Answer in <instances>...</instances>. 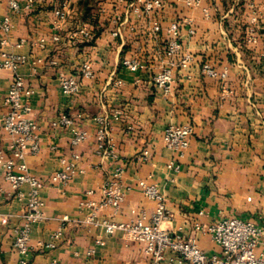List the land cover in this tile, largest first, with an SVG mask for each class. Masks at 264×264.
I'll use <instances>...</instances> for the list:
<instances>
[{
	"label": "crops",
	"instance_id": "obj_1",
	"mask_svg": "<svg viewBox=\"0 0 264 264\" xmlns=\"http://www.w3.org/2000/svg\"><path fill=\"white\" fill-rule=\"evenodd\" d=\"M16 1L17 12L9 9L8 0H0V19L8 17L12 25L8 35L0 30V42L8 41L0 50L30 62L15 71L0 70V120L9 110L4 97L16 74L32 91L30 118L38 126L40 151L24 158L27 174L46 181L60 170L61 158L80 156L68 184L47 183L40 192L44 220L31 229L26 258L32 264H150L144 245L126 233L84 222L90 214L85 204L101 200L103 183L117 169L122 170L124 201L117 210H102L99 222L129 223L140 210L151 213L155 203L139 189L142 180L164 196L169 219L162 226L172 236L195 239L205 254L220 255L221 248L195 232L193 223L234 217L260 226L259 248L264 247V0H203L199 8L166 0L158 14L141 20L119 0H94L88 15L83 0H33L29 9L28 0ZM61 7L68 16L59 22L54 11ZM114 19L123 21L120 37L111 35ZM184 20L195 30L191 37L187 26L181 31L182 52L192 62L188 69L174 67L165 95L153 77L171 63L165 54L167 27ZM153 21L161 25L159 33H152ZM250 27L257 29L255 44L247 41ZM82 28L91 31L90 39L75 34ZM124 59H138L144 69L130 71L122 67ZM204 62L225 70V80L203 77ZM84 63L93 78L81 75ZM60 75L76 77L80 92L64 95ZM115 111L121 117L109 124L114 157H106L96 149L94 117ZM62 113L87 133L75 148L69 144L70 129L51 126ZM169 125L193 129L182 156L163 144ZM12 139L0 125V152L7 157ZM28 193L26 185L14 190L0 167V264L21 259L13 247L14 230L23 223ZM62 224L63 234L54 240ZM49 242L56 247L39 251Z\"/></svg>",
	"mask_w": 264,
	"mask_h": 264
},
{
	"label": "built area",
	"instance_id": "obj_2",
	"mask_svg": "<svg viewBox=\"0 0 264 264\" xmlns=\"http://www.w3.org/2000/svg\"><path fill=\"white\" fill-rule=\"evenodd\" d=\"M119 2L124 4L126 9L136 19L141 20L158 14L165 5L166 0H119ZM202 2L203 0H183L184 5L188 8H199ZM33 4V0H28L26 7L29 9ZM8 6L12 11L17 12L19 10L16 0H8ZM251 7H253V4H251ZM204 15H208L206 10H204ZM54 16L59 22H62L66 20L68 13L61 7L54 11ZM112 24L111 35L120 37V27L123 21L114 19ZM186 26L188 27V35L190 37L193 36L195 30L190 20L172 22L166 29L168 38L165 44V54L171 59V63L163 67L153 77L155 88L165 95L171 89L174 67L179 70L188 69L192 62L191 55L182 52L181 31ZM151 27L152 33L156 34L161 31V25L158 22L153 21ZM11 29L12 25L8 17L0 19L1 31L8 35ZM75 34L81 35L84 39L92 37L91 31L86 28L80 29ZM257 38V29L250 27L247 41L255 44L257 43ZM52 40L53 42H58L60 38L58 35H54ZM7 42V39L2 40L0 48H4ZM22 43L23 41L19 45ZM44 43V39L39 40L40 48L44 47ZM29 62V59L24 56L13 55L3 49L0 50V70L15 71L19 65ZM35 62L41 61L37 60L31 63L35 64ZM121 65L133 72L144 69V65L138 59H124ZM200 72L203 77L217 79L221 82L226 78L225 70L219 72L208 62L202 63ZM81 75L85 78H93L94 74L88 63L82 65ZM58 83L64 95L74 96L80 92V82L74 76L60 75ZM31 94L32 91L26 87L23 78L15 74L4 97V104L9 110L0 120L2 129L13 137L8 148L9 156L7 157L3 152H0V167L4 171V179L16 191H19L23 185L29 188L23 223L14 230L13 247L21 257L19 264H32L26 257L30 252L29 239L32 226L44 220V203L40 198L41 190L47 183L68 184L77 172L76 164L80 159L77 153H72L70 160L61 158L60 170L50 175L46 181L27 174L24 158L27 155H36L40 151L37 134L38 126L30 118L31 107L29 98ZM120 117V111H115L111 115L100 114L94 117L95 145L97 152L102 156L114 157L113 146L109 139V124L111 120L116 121ZM51 126L53 128L70 129L71 138L69 144L72 148L77 147L87 138V133L78 128L73 118L67 114H59L51 122ZM192 134L193 129L189 125H169L163 131V144L166 149L178 156H182L189 146ZM171 164L174 166V161ZM175 168L177 167L175 166ZM121 178L122 170L117 169L105 180L100 189L101 200L98 203L88 202L85 204L90 209V214L84 222L96 227L102 226L108 233H113L116 230L126 233L133 241L144 245V253L148 256L150 264H264V247L259 248L263 229L252 221L228 217L210 224H202L199 221L193 223L195 232L208 235L221 248L220 255L205 254L199 248L195 239H183L179 236H172L162 226L169 219L166 200L157 187L147 183V181L141 180L137 185L143 195L155 203L154 210L151 213L140 210L136 218L129 223L99 222L97 217L102 210L105 208L117 210L124 201L125 192L120 186ZM198 215L203 216V212H199ZM64 228L65 225L62 224L54 233V240L62 236ZM55 247V242H49L41 245L39 251L43 252Z\"/></svg>",
	"mask_w": 264,
	"mask_h": 264
},
{
	"label": "trees",
	"instance_id": "obj_3",
	"mask_svg": "<svg viewBox=\"0 0 264 264\" xmlns=\"http://www.w3.org/2000/svg\"><path fill=\"white\" fill-rule=\"evenodd\" d=\"M94 0H83V6H84V11H85V14L88 15V13L90 12V9H91V3Z\"/></svg>",
	"mask_w": 264,
	"mask_h": 264
}]
</instances>
